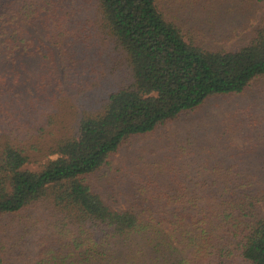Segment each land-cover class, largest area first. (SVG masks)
Listing matches in <instances>:
<instances>
[{"label": "trees", "instance_id": "obj_1", "mask_svg": "<svg viewBox=\"0 0 264 264\" xmlns=\"http://www.w3.org/2000/svg\"><path fill=\"white\" fill-rule=\"evenodd\" d=\"M165 1L0 0V264H264V15L241 49L206 48ZM245 94L220 131L113 165Z\"/></svg>", "mask_w": 264, "mask_h": 264}, {"label": "rangeland", "instance_id": "obj_2", "mask_svg": "<svg viewBox=\"0 0 264 264\" xmlns=\"http://www.w3.org/2000/svg\"><path fill=\"white\" fill-rule=\"evenodd\" d=\"M248 1L250 0L240 2L232 0H166L165 3L170 4V8L173 10L177 20L181 22V26L185 27L189 35L197 39L198 44L206 48L237 51L253 39L259 20L264 15V3L255 2L250 4ZM39 37L44 40L49 49L53 50V52L55 50L56 54L58 53L57 45L43 38L42 35ZM104 51H106V47L103 49ZM94 58L95 55L90 56L91 60ZM33 64V61L30 60L29 66ZM79 66V73L83 77V81H85L88 78L85 69L86 65L80 63ZM59 67L60 69L63 68L62 65H59ZM75 75L73 74V76ZM89 93L90 95L92 94L91 92ZM247 98V94H245L243 96L211 99L197 112L185 116L177 123L166 127L164 131L160 132L161 134L158 133V135L155 134L135 141L116 157L113 165H119L120 160L124 164H128L135 159H139L141 164L148 162L153 152L161 149L163 144L161 142L162 136H166L171 131L176 132L178 136L184 132L195 131L196 133L199 125H204L205 127L209 123H211V127L208 130L213 128L215 132L220 131L223 122L229 123L228 116L232 111L239 109L240 106L248 105ZM206 136L209 135L200 134V139L196 138L202 140ZM234 142L240 151H244L247 148V144L241 139H236ZM50 158L53 159L55 156ZM38 161L39 163L34 161L28 167L32 170H38L40 165L47 162V158L39 157ZM109 186L104 184V190H107ZM6 222L7 220L0 219V241H6L7 238L3 235V229H1ZM12 232L14 231H10V233ZM8 241L10 240L8 239ZM25 250L29 254V249Z\"/></svg>", "mask_w": 264, "mask_h": 264}]
</instances>
